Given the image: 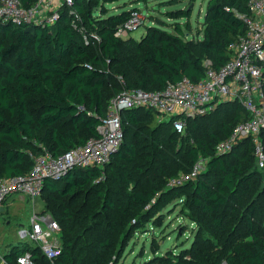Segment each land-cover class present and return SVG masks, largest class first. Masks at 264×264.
<instances>
[{
    "label": "trees",
    "instance_id": "trees-1",
    "mask_svg": "<svg viewBox=\"0 0 264 264\" xmlns=\"http://www.w3.org/2000/svg\"><path fill=\"white\" fill-rule=\"evenodd\" d=\"M20 1L31 8L37 0ZM118 1L73 0L50 24L0 22V179L27 174L43 152L59 156L98 138L122 90L160 91L183 78L200 80L205 60L224 65L245 32L238 15L249 11V0H208L201 29L186 37L190 2L166 13L185 23L156 19L139 39H122L115 31L138 9L104 7ZM247 118L240 105L220 104L187 119L179 134L151 109L122 113L123 142L104 169L76 168L44 182L40 198L47 195L44 210L60 229L59 256L51 262L26 243L4 263L18 264L28 251L34 264H116L135 231L183 197L194 224L190 246L143 264H264V176L252 142L214 153ZM260 138L264 145V131ZM200 159L208 160L205 171L168 188Z\"/></svg>",
    "mask_w": 264,
    "mask_h": 264
},
{
    "label": "built area",
    "instance_id": "built-area-1",
    "mask_svg": "<svg viewBox=\"0 0 264 264\" xmlns=\"http://www.w3.org/2000/svg\"><path fill=\"white\" fill-rule=\"evenodd\" d=\"M72 3L73 0H37L33 7L25 8L20 0H0V22L50 24L57 19L62 6ZM248 5V14L238 15L245 32L230 45V58L224 65L215 69L211 61L205 60L204 75L200 80L193 82L183 78L168 83L160 91L122 90L110 100L106 118L98 126V138H91L85 145L59 156L43 152L34 158L27 174L0 179V207L14 195L28 197L35 207L46 180H57L76 168L104 169L123 142L122 113L138 108L153 110L160 120H172L173 129L183 134L187 119L205 116L220 104L240 105L248 115L247 120L235 125L230 135L216 144L214 153L216 156L226 155L239 142L249 139L257 166L264 176V145L260 138L264 131V0H249ZM40 13L45 18L40 19ZM145 18L140 10L132 11L114 35L127 38ZM94 39L99 40L96 36ZM207 161L200 159L189 173L170 181L168 186L179 187L194 180L205 171ZM59 230L58 224L47 215L33 214L29 228L21 225L17 237L38 246L41 253L53 262L60 253L55 238ZM17 263L34 264L31 253H22L17 257Z\"/></svg>",
    "mask_w": 264,
    "mask_h": 264
},
{
    "label": "rangeland",
    "instance_id": "rangeland-1",
    "mask_svg": "<svg viewBox=\"0 0 264 264\" xmlns=\"http://www.w3.org/2000/svg\"><path fill=\"white\" fill-rule=\"evenodd\" d=\"M119 0L118 2L105 4L104 7L109 11L126 6L127 9L136 8L145 15L143 24L129 33V36L139 39L140 35L145 33L147 27L156 25L157 20L166 23H185V19L173 20L168 18L166 13L178 9H184L188 3L190 5L191 15L189 22L191 31L184 30L186 37L196 36L201 29L200 23L204 18L205 7L208 0ZM175 1V2H173ZM139 2V3H138ZM98 10V9H97ZM96 10L95 16L98 15ZM45 15L39 14L40 19ZM150 16V17H149ZM128 36V37H129ZM124 39V38H122ZM128 135L124 139V143H129ZM105 175H109L108 168ZM168 186V185H167ZM169 189L177 188V186H168ZM35 207L28 197L15 195L10 200L9 205L0 213V264L2 256L5 254L17 255L21 253L22 246L26 244L17 237L16 229L18 225L29 228L30 216L47 215L52 219L48 211L44 210L47 205V195H43ZM185 198H174L171 203L163 207L161 217L154 224L146 223L143 227L138 228L130 240L126 243L121 259L116 264H143L145 260L150 259L154 255H165L170 253L176 255L184 248H188L193 237V222L188 218L187 210L184 205ZM155 219L152 218L151 221ZM18 230V229H17ZM57 243L60 244L58 236H55ZM19 250V251H18Z\"/></svg>",
    "mask_w": 264,
    "mask_h": 264
},
{
    "label": "crops",
    "instance_id": "crops-1",
    "mask_svg": "<svg viewBox=\"0 0 264 264\" xmlns=\"http://www.w3.org/2000/svg\"><path fill=\"white\" fill-rule=\"evenodd\" d=\"M15 196V195H14ZM14 196H11V197H9L5 202H4V204L0 207V209H2V210H0V213H2L4 210H5V208L9 205V203H10V200L9 199H11L12 197H14ZM17 196H21V195H17ZM21 197H23V196H21ZM19 227L21 226V225H18ZM18 229V228H17ZM17 229H16V231H17ZM2 258H3V256H2ZM3 260V259H2Z\"/></svg>",
    "mask_w": 264,
    "mask_h": 264
},
{
    "label": "water",
    "instance_id": "water-1",
    "mask_svg": "<svg viewBox=\"0 0 264 264\" xmlns=\"http://www.w3.org/2000/svg\"><path fill=\"white\" fill-rule=\"evenodd\" d=\"M0 210H2V209H0Z\"/></svg>",
    "mask_w": 264,
    "mask_h": 264
}]
</instances>
